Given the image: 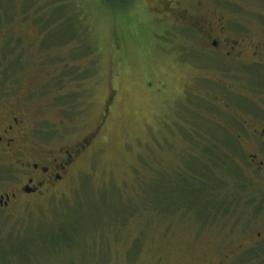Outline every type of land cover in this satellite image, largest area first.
I'll use <instances>...</instances> for the list:
<instances>
[{
  "label": "rangeland",
  "instance_id": "374dc122",
  "mask_svg": "<svg viewBox=\"0 0 264 264\" xmlns=\"http://www.w3.org/2000/svg\"><path fill=\"white\" fill-rule=\"evenodd\" d=\"M168 1L176 11L207 8L205 0H0V118L21 106L26 123L69 151L95 134L55 191L0 213V264L215 262L217 232L228 225L192 207L221 199L243 175L210 142L213 74ZM232 1L245 12L261 0ZM62 123L67 138L55 143ZM1 158L0 195L14 175ZM190 170L207 178L193 183Z\"/></svg>",
  "mask_w": 264,
  "mask_h": 264
},
{
  "label": "flooded vegetation",
  "instance_id": "af4514ba",
  "mask_svg": "<svg viewBox=\"0 0 264 264\" xmlns=\"http://www.w3.org/2000/svg\"><path fill=\"white\" fill-rule=\"evenodd\" d=\"M171 2L165 10L180 24V34L183 30L191 34L184 41L201 57L205 55L213 74L210 98L215 128L210 142L217 157L233 163L239 170L234 173L243 175L223 189L221 199L209 205L198 202L193 212L228 225L217 232L223 236L213 250L212 264H264V0L257 9L245 12L238 11L241 7L232 0H205L207 8L202 12L189 5L176 11L168 5ZM68 129L63 123L57 125L54 142L67 138L63 130ZM94 137L86 135L85 144L72 151L53 147L47 131L26 123L21 106L9 110L0 118V156L14 175L10 191L0 195V213L20 198L39 199L55 191Z\"/></svg>",
  "mask_w": 264,
  "mask_h": 264
},
{
  "label": "trees",
  "instance_id": "16d2710c",
  "mask_svg": "<svg viewBox=\"0 0 264 264\" xmlns=\"http://www.w3.org/2000/svg\"><path fill=\"white\" fill-rule=\"evenodd\" d=\"M110 1V5L112 6H114V7H117V6H125V4H127L128 2H130L131 0H109ZM205 156V159H208L209 161H211V158L209 157V155H207V154H204ZM204 157H202L203 158V160H204ZM197 162H198V164H200L201 165V168H198V166H197V168L198 169H201V170H205L206 168H207V165L204 163V161H202L201 159H199V160H197ZM191 172H193L194 173V179H192V178H190L191 179V181L193 182V183H198L199 181H201V180H205L207 177L206 176H203L202 174V179L201 180H198V177H199V173L200 172H198V171H195V170H190ZM204 187H205V185H204ZM199 202V201H198Z\"/></svg>",
  "mask_w": 264,
  "mask_h": 264
},
{
  "label": "water",
  "instance_id": "95a60500",
  "mask_svg": "<svg viewBox=\"0 0 264 264\" xmlns=\"http://www.w3.org/2000/svg\"><path fill=\"white\" fill-rule=\"evenodd\" d=\"M6 199H8V196L6 195Z\"/></svg>",
  "mask_w": 264,
  "mask_h": 264
}]
</instances>
